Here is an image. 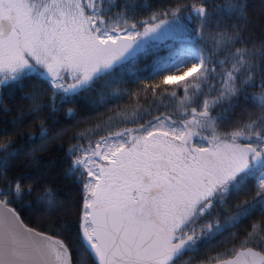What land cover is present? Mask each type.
Wrapping results in <instances>:
<instances>
[{"label":"snow or ice","instance_id":"snow-or-ice-1","mask_svg":"<svg viewBox=\"0 0 264 264\" xmlns=\"http://www.w3.org/2000/svg\"><path fill=\"white\" fill-rule=\"evenodd\" d=\"M0 264H264V0H0Z\"/></svg>","mask_w":264,"mask_h":264}]
</instances>
